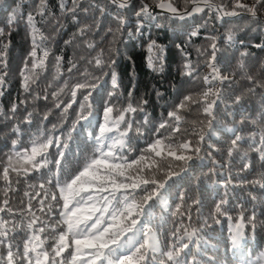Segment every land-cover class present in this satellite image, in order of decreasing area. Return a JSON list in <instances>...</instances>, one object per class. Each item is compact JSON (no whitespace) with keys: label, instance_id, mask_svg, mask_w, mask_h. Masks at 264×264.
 <instances>
[{"label":"trees","instance_id":"obj_1","mask_svg":"<svg viewBox=\"0 0 264 264\" xmlns=\"http://www.w3.org/2000/svg\"><path fill=\"white\" fill-rule=\"evenodd\" d=\"M119 3L0 0V264H255L264 0Z\"/></svg>","mask_w":264,"mask_h":264},{"label":"snow or ice","instance_id":"obj_2","mask_svg":"<svg viewBox=\"0 0 264 264\" xmlns=\"http://www.w3.org/2000/svg\"><path fill=\"white\" fill-rule=\"evenodd\" d=\"M41 2L44 3L45 0H41ZM128 3H130V0H120L119 6L120 7H126ZM158 6L160 8H167L168 10H171L170 9V5L165 4V3H160ZM41 13H43V9H41ZM137 15L138 16L139 15H145V16L151 15L150 12H149V6L147 4H144V6L141 8L140 12L137 13ZM15 20H16V14H15V12H13L12 14L9 15L7 22L10 25ZM28 22H29L30 25H33V16H32V14H29L28 15ZM33 27H34V25H33ZM2 33H3V29H0V34H2ZM196 35H197V33H192V36H196ZM228 39L231 40V36H229ZM9 47H10V44L7 43V48H9ZM36 47H37V45H36V41L34 39L33 40V49L29 53V56H31L33 58L32 59V66L34 68L37 66V62H36ZM154 47H156L155 42H153L152 44H149V53H150V55L148 57V66L150 68L153 67L152 49ZM257 47L264 48V43H261V44L257 45ZM7 48L5 49V53H4V64H5V66H7V62H8L7 61ZM213 48H215V44L213 45ZM159 52L161 53L160 59H162L163 58L162 54L164 52V49L162 47L159 48ZM46 55H47V53H45V56ZM213 55L215 56V53ZM41 63H42V58H41ZM97 63L98 64L100 63V59L99 58H97ZM25 67H27V63H25ZM26 80H27V77L25 78V81ZM111 83H112L113 87H115L116 84H117V77H116L115 71H113L112 74H111ZM25 86H26V82H25ZM169 115H171V113H169ZM32 150H33V153L35 155H39V148L38 147H33ZM17 155H20V154L18 153ZM33 158L34 157H31V158L26 157V156L24 157L26 163H30L31 162V159H33ZM261 259H264V253H261L259 255V257L255 261V264H260Z\"/></svg>","mask_w":264,"mask_h":264},{"label":"water","instance_id":"obj_3","mask_svg":"<svg viewBox=\"0 0 264 264\" xmlns=\"http://www.w3.org/2000/svg\"><path fill=\"white\" fill-rule=\"evenodd\" d=\"M114 1H117V0H114ZM206 8H210V9L214 10L215 12H217L219 17L222 19L223 18L232 19V18L240 15L239 13L234 12V11H231V12L224 11L219 6H216V5H214L208 1L198 2L197 4L193 5L192 8H190L189 10L182 11V12L176 11L171 5H170L171 10H168L167 8H160L159 6H157V7L149 6V12L152 14H158V13L159 14H166V15H169L171 17L185 19V18H188L190 16L199 14L200 12H202Z\"/></svg>","mask_w":264,"mask_h":264}]
</instances>
